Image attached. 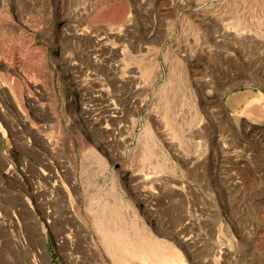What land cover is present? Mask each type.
<instances>
[{
    "label": "rangeland",
    "instance_id": "374dc122",
    "mask_svg": "<svg viewBox=\"0 0 264 264\" xmlns=\"http://www.w3.org/2000/svg\"><path fill=\"white\" fill-rule=\"evenodd\" d=\"M0 250L264 264V0H0Z\"/></svg>",
    "mask_w": 264,
    "mask_h": 264
},
{
    "label": "bare ground",
    "instance_id": "6f19581e",
    "mask_svg": "<svg viewBox=\"0 0 264 264\" xmlns=\"http://www.w3.org/2000/svg\"><path fill=\"white\" fill-rule=\"evenodd\" d=\"M250 104H251V102H250ZM249 104V105H250ZM253 106V105H252ZM252 106H251V108H252ZM152 173V172H151ZM153 175V174H152ZM156 175V174H155ZM43 205V204H42ZM29 207V206H28ZM17 210V209H16ZM26 213V212H25ZM28 213V212H27ZM30 230V229H29ZM38 230V229H37ZM30 233H31V231H30ZM37 234V233H36ZM30 239V238H29ZM26 248V247H25ZM0 251H2V250H0ZM46 253V252H45ZM4 254H5V252H4ZM47 255V254H46ZM34 256V255H33ZM48 257V256H47ZM5 258H6V255H3V253L2 254H0V264H5ZM41 258V257H40ZM36 261V263L37 264H40V259H37V257H36V259H35ZM34 261V260H33Z\"/></svg>",
    "mask_w": 264,
    "mask_h": 264
}]
</instances>
